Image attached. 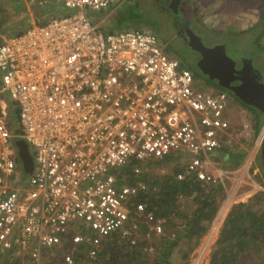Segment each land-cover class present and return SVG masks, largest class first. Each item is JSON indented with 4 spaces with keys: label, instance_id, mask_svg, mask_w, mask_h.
<instances>
[{
    "label": "built area",
    "instance_id": "built-area-1",
    "mask_svg": "<svg viewBox=\"0 0 264 264\" xmlns=\"http://www.w3.org/2000/svg\"><path fill=\"white\" fill-rule=\"evenodd\" d=\"M28 1L71 12L0 43V261L42 264L57 251L62 264H86L63 250L80 246L95 258L106 238L136 235L140 218L161 234L140 200L156 159H177V180L223 183L211 155L229 142L230 106L149 27L105 30L87 15L129 0ZM263 134L264 125L258 146ZM19 139L31 147L29 173L18 164Z\"/></svg>",
    "mask_w": 264,
    "mask_h": 264
},
{
    "label": "rangeland",
    "instance_id": "rangeland-1",
    "mask_svg": "<svg viewBox=\"0 0 264 264\" xmlns=\"http://www.w3.org/2000/svg\"><path fill=\"white\" fill-rule=\"evenodd\" d=\"M14 0H0V36H9L14 33L15 25H20L23 29L25 23L21 22L19 10H13L11 3ZM240 2L239 7L243 9L231 16H225L227 9H206L204 6L207 4L205 1L195 2H173L169 0H129L124 5L130 6L134 13H136L137 20L141 23L138 26H145L152 29L160 38L162 44L174 46L179 49L181 53L191 54L193 50L189 44V36L191 32L198 37L203 46H213L215 44H223L226 56L229 58L249 57L256 63L264 62V52L256 50L252 45L253 33L247 32L245 34L240 33L249 25L253 26L256 22L255 11H258V15L261 10V5H264V1L261 0H237ZM175 2V7L171 8V4ZM195 4V6L192 5ZM188 4L190 6H188ZM8 8H7V7ZM46 10L41 13L35 11V17L39 16L44 19L57 16L59 14H65L71 12L70 10H54V5L48 4ZM189 7V8H188ZM239 7H236L239 9ZM237 9V10H238ZM208 10L209 14L213 15L211 23L204 22L203 14ZM224 11V12H223ZM92 15L98 16L97 12L88 10ZM115 11L107 15L101 22L103 25L106 20L110 18ZM226 12V13H225ZM243 12L249 13L250 16H244ZM108 17V18H107ZM20 18V21H19ZM113 19H109L111 25ZM235 21V23H234ZM135 23L125 22L120 29L130 28ZM229 25L234 26L233 28ZM4 26V27H3ZM129 26V27H128ZM109 27V26H108ZM112 27V26H110ZM110 27L106 29L110 30ZM246 28V29H247ZM181 33L182 35H180ZM264 46V39L261 41ZM253 52L257 55L254 56ZM170 55H174L170 52ZM257 57V58H256ZM261 58V60H260ZM230 119V136L227 147L235 149H247V154L240 163V165L233 169L228 170L222 166V152L215 151L211 156L215 160V167L213 170H217V173L225 171L223 183L221 184L222 190H219L217 203L218 211L213 218L208 230L199 240V244L190 249L187 241L180 242L171 252V258L175 264L184 261L183 254L188 251L187 264H208L211 253L214 249L218 248L216 245L219 237L220 227L229 211L231 206L239 201H250L251 198L260 192H264V182L260 179L261 174L257 169L256 154H258L257 137H253V121L250 114L235 106L229 108ZM14 118L16 119L15 115ZM12 122V121H11ZM225 146V147H226ZM179 162L177 159H170L158 163L154 161L150 166L145 169V172H151L153 176L159 175L164 170L168 173L174 172L176 168L179 170ZM184 198L177 199L174 205H178L180 202H184ZM188 202V200H187ZM189 208L190 203H183ZM156 216V215H155ZM157 217V216H156ZM158 218V217H157ZM162 222L163 219L159 218ZM138 232L136 235L130 238L114 235L110 237L108 241L104 240L103 244L99 247L97 256L95 258L87 257L81 259L86 264H140L141 261H147L149 264L153 256H157V253L162 249L155 248L154 245H161L160 234H154L147 231L143 219H138ZM148 233V234H147ZM162 234V232H161ZM161 242V243H160ZM254 246V244H253ZM69 249L63 250V252H70ZM71 253V252H70ZM219 255L222 254L221 248L219 249ZM252 254H244L231 256L232 259H236L238 264H264V244ZM60 252L52 251L44 256L42 264H62L59 258ZM17 264H27L25 260L18 262Z\"/></svg>",
    "mask_w": 264,
    "mask_h": 264
},
{
    "label": "trees",
    "instance_id": "trees-1",
    "mask_svg": "<svg viewBox=\"0 0 264 264\" xmlns=\"http://www.w3.org/2000/svg\"><path fill=\"white\" fill-rule=\"evenodd\" d=\"M54 10L59 11L62 8L55 6ZM89 14L88 12L87 15ZM90 16L94 20L99 17V15L95 16L94 14ZM111 18L113 21H111L110 25L109 22H106ZM109 19L102 25L105 30H107L106 27L109 28L110 26H112L110 30L120 29L125 22L135 23L133 27H138L141 23L140 20H137L136 13L133 12L130 6L122 7ZM247 32L253 33L252 45L256 50L264 52V46L261 43L264 39L263 4L255 24L248 29L240 31L243 34ZM181 65L185 67L184 64L181 63ZM251 112L249 114L253 121V137H256L262 127V120L256 110L251 109ZM230 130L231 125L229 132ZM221 152L223 168L233 170L242 163L247 154V149H228L227 146L222 145ZM166 160L170 159L158 158L155 161L161 163ZM177 170L175 168L174 172L168 173L165 177L153 176L151 172L144 174L148 188L140 196V200L158 219H163V231L159 235L162 238V243L160 242L161 245H154L155 248L160 247L162 251L157 253V256H153L149 264H175L171 258V252L179 241H187L190 249L196 247L201 237L208 230L219 208L217 198L218 191L222 190L221 184L201 186L194 178L189 176L185 179L177 180L174 176ZM260 179L264 182L262 178ZM182 198L185 200L182 204L190 203L189 208L180 202L178 205H174L177 199L181 200ZM109 239L110 237L105 240L108 241ZM263 244L264 192H260L255 194L249 202L239 201L231 206L220 227L219 237L216 242L218 248L212 251L208 264H238V261L232 259L231 256L251 255L252 251H255L256 248L258 250ZM220 248L222 254L219 255ZM70 252L76 262L88 257L87 251L80 246H71ZM188 254V251H186L182 256L184 261L178 264H187ZM18 262H21L20 258H6L1 260L0 264H17ZM140 264H147V261H141Z\"/></svg>",
    "mask_w": 264,
    "mask_h": 264
},
{
    "label": "flooded vegetation",
    "instance_id": "flooded-vegetation-1",
    "mask_svg": "<svg viewBox=\"0 0 264 264\" xmlns=\"http://www.w3.org/2000/svg\"><path fill=\"white\" fill-rule=\"evenodd\" d=\"M174 1V0H169ZM178 2V0H177ZM175 7V2L170 5ZM182 35L181 33H179ZM189 36V34H187ZM189 44L193 53L184 54L177 47L169 46L168 50L179 57L182 64L190 68L194 78L202 86L213 90H222L227 94L230 108L235 106L242 111L252 113L251 109L258 112L262 125H264V62L256 63L249 57L223 58L219 51L223 44L204 46L208 49L194 48ZM223 52H225V49ZM254 56L257 55L253 52ZM226 55V53H225ZM257 58V57H256ZM261 60V58H260ZM264 134L256 154L257 169L264 180Z\"/></svg>",
    "mask_w": 264,
    "mask_h": 264
},
{
    "label": "crops",
    "instance_id": "crops-1",
    "mask_svg": "<svg viewBox=\"0 0 264 264\" xmlns=\"http://www.w3.org/2000/svg\"><path fill=\"white\" fill-rule=\"evenodd\" d=\"M194 1V3L195 2H202V1H205L207 4L204 6L206 9H222V8H225V9H227V13L225 14V15H223V17H225V16H231L232 14H235V13H237L238 11L240 12L242 9H243V7H239L240 6V2L239 1H237V0H193ZM178 2H180V0H178ZM181 2H183V3H185V2H190V0H181ZM192 5L193 6H195V4H193L192 3ZM45 6H47V5H39V4H37V3H34V2H32V1H28V0H14V1H12V3H11V7L13 8V10H19V12H18V14H20V18H21V16H22V13L24 14V17L21 19V22L22 23H25L22 27H23V29H21V23H20V25H15V30L16 31H14V33L13 34H11V35H14V34H18V33H20V32H22L27 26H29L31 23H40V22H43V21H46L48 18H46V19H44V18H42V17H39V16H36L35 17V11H37V12H39V13H41L43 10H46V7ZM188 6H190L189 4H188ZM7 7V6H6ZM236 7H239V9L238 8H236ZM8 8V7H7ZM189 8V7H188ZM238 9V10H237ZM208 10H206V12L203 14V16H204V22H208V23H211L212 21H211V18H213V15H211V14H209V12H210V10H209V12H208ZM224 12V11H223ZM87 13H88V11H87ZM112 13V12H111ZM111 13H109V11H104V12H102V13H99V17L97 18V19H95L94 20V18L93 17H91L90 15L91 14H89V16H90V18L92 19V20H94V21H100V22H102L103 21V19L107 16V15H109V14H111ZM116 12H114L112 15H110V17L111 16H113L114 14H115ZM255 18L254 19H256V21H257V19H258V11H255ZM243 15L244 16H250V14L249 13H245V12H243ZM102 17H104V18H102ZM20 18H19V21H20ZM108 18V17H107ZM234 23H235V21H234ZM102 26V25H101ZM4 27V26H3ZM131 27H133V26H131ZM229 27H231V28H233L234 26H232V25H229ZM249 27H251V24L249 25ZM248 27V28H249ZM247 28V27H246ZM245 28V29H246ZM247 28V29H248ZM244 29V30H245ZM11 35H9V36H11ZM5 37H8V36H0V43L2 42V40L5 38ZM14 115L15 114H10V122H11V128L14 130L15 129V118H14ZM16 117V116H15ZM14 131H16V130H14ZM16 147V146H15ZM28 152L30 153L31 152V147H29L28 146ZM20 159V158H19ZM19 159H18V164L20 165V166H22L23 167V164H22V162L20 163L19 162Z\"/></svg>",
    "mask_w": 264,
    "mask_h": 264
},
{
    "label": "water",
    "instance_id": "water-1",
    "mask_svg": "<svg viewBox=\"0 0 264 264\" xmlns=\"http://www.w3.org/2000/svg\"><path fill=\"white\" fill-rule=\"evenodd\" d=\"M189 36L191 37V39H193L194 42L191 41V45L194 47V48H197L198 50H200L201 48L202 49H208L206 47H204L200 41V39L198 37H196V35L194 33H190ZM222 48H224V46H220ZM222 48H219V53L220 55L225 58V52H223V49ZM15 146H16V149H17V153H18V156L23 164V169L26 173H29L32 171V168H33V160H32V157L30 155V153L28 152V145L27 143L24 141V140H16L15 141ZM264 151V150H263Z\"/></svg>",
    "mask_w": 264,
    "mask_h": 264
}]
</instances>
